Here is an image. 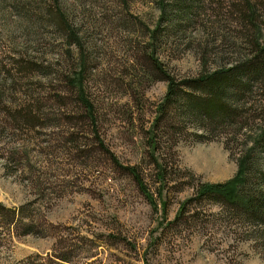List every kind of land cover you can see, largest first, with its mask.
Segmentation results:
<instances>
[{"label": "rangeland", "instance_id": "374dc122", "mask_svg": "<svg viewBox=\"0 0 264 264\" xmlns=\"http://www.w3.org/2000/svg\"><path fill=\"white\" fill-rule=\"evenodd\" d=\"M248 7L263 38L264 0H0V264H264L262 224L193 199L250 148L264 175V101L205 133L179 100L161 111L150 61L174 80L233 65Z\"/></svg>", "mask_w": 264, "mask_h": 264}, {"label": "trees", "instance_id": "16d2710c", "mask_svg": "<svg viewBox=\"0 0 264 264\" xmlns=\"http://www.w3.org/2000/svg\"><path fill=\"white\" fill-rule=\"evenodd\" d=\"M251 17L252 12L248 7L245 16L251 32L249 36L247 34V40L245 39L248 52L243 59L228 67L202 73L194 78L174 80L160 69L154 57H150L151 63L161 74L160 77L167 82L165 96L160 104L163 113L168 106L173 105L174 101L179 100L182 115L189 117L193 123H197L195 126L205 133L214 131L218 133L219 130L235 127H231L232 125H238L239 129L248 127L243 122L245 120H241V118H247V116L242 117L247 103L244 100L245 97L256 89L258 101L260 98L264 101V37H258L257 27ZM253 103L258 113L264 111V103ZM85 104L88 108L91 107L88 103L85 102ZM155 120L157 123L161 122L159 117ZM260 131L262 132L253 146H259V149L264 150V128ZM203 135L196 134L200 138L198 140L203 139ZM151 146L154 149L155 143H151ZM250 150L251 148L239 158L238 172L232 180L222 183H199L195 188L193 199L217 201L222 207L236 211L241 220H246L248 223H260L264 226V175L253 165ZM120 167L132 174L140 190L145 191L133 166ZM247 172L249 175L252 174L251 181L246 176ZM9 213L10 221H15L17 216L15 210L10 209Z\"/></svg>", "mask_w": 264, "mask_h": 264}]
</instances>
